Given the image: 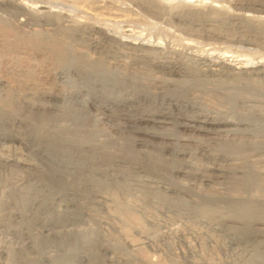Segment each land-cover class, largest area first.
I'll return each mask as SVG.
<instances>
[{"label": "bare ground", "instance_id": "obj_1", "mask_svg": "<svg viewBox=\"0 0 264 264\" xmlns=\"http://www.w3.org/2000/svg\"><path fill=\"white\" fill-rule=\"evenodd\" d=\"M226 2L241 12L222 15L218 2L208 12L171 11L152 2L141 9L175 24L185 41L202 36L209 44L264 56V0ZM0 5L17 10L12 17L22 27L35 22L31 4ZM106 33L105 41L136 53L133 64L144 72L127 78L116 69L106 71L104 61L122 63V52L61 31L33 41L16 35V59L0 63L14 67L30 51L43 58L47 53L54 61L44 77L64 78L58 91L38 89L46 105L18 102L29 117L36 116L31 121L23 123L8 101H0V180L9 168L21 172L0 182V264H264V63H167L154 58L161 46L119 42ZM73 44L93 49L101 59L86 62L69 50ZM26 65L19 66L25 71ZM79 83L87 86L84 93L97 112L122 121L120 130L133 134L120 141L130 139L136 154L87 141L88 123L76 116L82 103L73 101ZM5 84L0 80L2 89ZM18 147L24 151L11 150ZM167 162L170 170L162 167ZM239 238L252 244L240 246Z\"/></svg>", "mask_w": 264, "mask_h": 264}, {"label": "rangeland", "instance_id": "obj_2", "mask_svg": "<svg viewBox=\"0 0 264 264\" xmlns=\"http://www.w3.org/2000/svg\"><path fill=\"white\" fill-rule=\"evenodd\" d=\"M3 1L0 0V3ZM10 1H12V3L14 5L16 4L17 7H20L21 5H23L21 7H26V5L30 6V4H31L32 6H30V10H31L30 16L32 19H34L33 21H35V22H32V25L29 27H26V28L22 27L18 24V22L15 20V18L12 17V15H14V13L17 10H13V8L0 5V34H1L0 37L2 40L5 39L4 41L9 40L8 42H9V44H11V46L8 49H5V47H3V45H4L3 41L0 39V46H1V48H0V57H1L0 63L2 60L4 63V60L9 58V57L10 58L15 57V59H16L15 54L18 52V50H16V49H17V47H21V46L16 47V44H15L16 43V41H15L16 35L17 36H23V37L27 36L28 41H33L36 36H38L37 37V39H38L40 35H43L46 38H50L51 35L53 36L54 32H56V31H61L62 33L64 32L66 35L74 34L75 36L78 33L77 35H79V37H81V35H82V39L85 41L87 39H89V40L91 39L90 42H92L94 40L93 42H95V43H101V45L104 44L103 45L104 47L108 46L107 48H110L112 46L111 49L113 48V49H116V50L122 52V54L124 56L122 63L120 62L122 65L120 63L115 64L111 60H107L106 62L104 61V68H106L105 69L106 71L108 69H110V70L116 69V70L120 71L121 73H123V75L126 76L127 78H131L133 76L140 74L141 72H144L141 66L133 64L132 59H134L133 57L136 56V53H134L132 50L128 49L127 47H124V46H121V45L115 43L114 41L113 42L110 41V43L108 41H105L103 39L104 38L103 34L106 32H107L106 35L110 36V38H112L115 41L118 40L119 42H121V41L126 40L128 42L131 41L134 44L135 43L137 44L138 42L142 43V44L146 43L149 45L155 44V45L159 46V49L161 46L160 53L156 54V57L154 56V58L155 59L157 58V60H159V61H162V60L165 62L167 61V63H171L174 60L178 61V59L180 60V58L185 60V61H186V59H189L191 61V63L193 62V60H195L192 64H194L196 62V60H198L200 58H207V59H210V61H211V59H213L212 62H215L216 60L226 61V62H229L230 64H232L235 68L245 66V65L248 67H251V65L253 66L255 63H258V62L264 63V58H263L264 56H262L256 52L247 53L248 51L245 52L242 49L237 50L238 47H229V49H228L222 44L221 45L217 44V43L209 44L208 42L205 41V38L202 36H197L193 40L191 39L192 43H190L191 40L185 41L187 37L185 35L183 36L182 35L183 33L179 32V29L175 24L173 25L167 19H164V21L162 19V21H163L162 22L161 19H158V18L155 19V17H153V16L148 17L149 14L145 13L143 11V9H141L142 8L141 5H143L144 2H146V3L152 2V3H156L160 6H164L165 8L167 7L166 9L168 10V8H169V10H171V11H174V10L176 11V9L180 10L183 8L184 9H188V8L197 9V8H199L197 10H201L202 12H208L211 5L213 4L211 8H214L213 7L214 4H216V2H218L219 3L218 4L219 10L216 8H215V10H218L219 13H221L222 15H225L226 13L231 14L232 12H241V11H237L233 7H230L226 2L227 0H211L212 3H210V4H209L210 0H206L207 2L206 1L203 2V0H193V2H191V3H189V1H187V0H167L168 2L166 0H10ZM220 2H222V4ZM33 4H34V6H33ZM226 4H227V7H226ZM222 5L225 6V8ZM215 6H217V5H215ZM34 7H36V8H34ZM41 7H43V8H41ZM219 7H221V8H219ZM8 8H9V10H8ZM139 8H140V10H139ZM220 9H222V10H220ZM34 10H35V12H34ZM135 10H137V11L135 12ZM48 11L53 13V14L55 12V14H57L58 16L60 15L59 18H61V19H59L58 22L54 21L53 19H51L49 17L50 13H48ZM229 12H231V13H229ZM46 14H47V16H46ZM251 15H253V14H251ZM256 16H257V19L260 17V15H257V14H254L253 17L256 18ZM263 17H264V15H261L260 19L262 18V20L264 21ZM47 19L49 20V24L44 22ZM63 19H65V20H63ZM135 20H137L138 22ZM71 22H72V24H71ZM93 23L95 24V28H94ZM57 25H58V27H57ZM106 25H107V27H106ZM154 25H156V26H154ZM97 26H98V28H97ZM153 26H154V28H153ZM8 28H9V30H8ZM91 29H92V31H91ZM88 30L90 31V33H88ZM109 30H112V31H109ZM85 31L87 32V34H85L86 33ZM132 31H134V32H132ZM170 31H171V33H170ZM51 33H53V34H51ZM101 33H102V35H101ZM125 33L127 36L128 35L129 36L127 37L125 35ZM131 33H133V34H131ZM8 34L9 35L11 34L10 37L12 36L11 37L12 40ZM112 35H113V37H111ZM115 36H116V38H115ZM117 36H119V37H117ZM124 36H126L127 38L126 37L124 38ZM122 37H123V39H122ZM117 38H119V39H117ZM12 41H14L15 43ZM63 41H66L65 43L69 47L72 44L71 41L68 39H65V40L63 39ZM195 41H197V42L195 43ZM13 43H14V45H13ZM114 43H115V46H114ZM81 45L80 44L79 45L73 44L71 49H69V50H71L73 54H76V55L82 57L86 62H95L98 59H101V57H99L100 55H98V53H96V51L94 54L93 49H90L87 46L85 48V45H84V47H83V44H81ZM193 45H194V47H193ZM13 46H14V49L16 48L15 50H13ZM163 47L166 49H164ZM126 48L129 51L126 50ZM243 51H244V53H243ZM123 52L126 54H124ZM69 53H70V51H69ZM30 54L31 55L26 56L27 57L26 60L25 59H19V61H17V62H19V65H21V66L24 65L23 67L27 66L26 65L27 63L30 64V66H29L30 68L25 69L26 72L24 71V68H22L21 66L18 65V63H17L18 66L16 65L14 67H12V66L10 67L8 64L0 65L1 66L0 67V80H4V82L6 83L4 85L6 88L4 86H3V89H2V87H0V101H1V103L3 100L8 101L11 104L12 109L15 111L18 119L20 118L19 120L22 121L23 123L25 121H31V119L36 118V116H34V115H31L29 117L26 110L24 108L20 107V104L23 103L22 102L23 100L25 102V104L23 103V105H28V104L29 105L34 104L36 106H39V105L41 106L44 104L46 105L47 100H45L41 96L38 89L41 86L42 87L45 86L46 88L48 86L49 90L54 89L55 91H58L59 86L64 84V78L63 77L58 78L56 81H54L52 78H45L44 77L45 71L49 72L50 69L52 68L51 62L54 61V58L52 59L53 56L48 55L46 53V54H44V58H43V53L41 55V53L36 54V53L31 52V51H30ZM157 55H158V57H157ZM162 55L164 56L165 59L163 58ZM131 56H133V57H131ZM173 56H174V58H173ZM28 59H30V60H28ZM48 59H49V62H48ZM246 59H248V60H246ZM189 60H187L186 62L191 64ZM253 61H254V63H253ZM42 64H43V66H42ZM5 65H6V67H5ZM47 66H48V68H47ZM20 67L22 68V70L20 69ZM139 68H141V69H139ZM28 69H29V72L27 71ZM33 69H34V71H33ZM43 72H44V75H43ZM48 72H46V73H48ZM147 73L150 75H153V76L155 75L154 72H152V74H151V72H147ZM26 74H27V76L25 77ZM106 75H109V74L106 73ZM19 77H20V79H19ZM155 77L161 78L163 76L159 77V74L158 75L156 74ZM14 79H15V81H14ZM165 79H167V77ZM59 81L61 82V84ZM16 82L19 86L16 84ZM24 82H26L27 84H25ZM43 83L47 84V85H44ZM33 85H35V87ZM76 85H77L76 89L79 90V92H78V94L73 96V99H74L73 101H77V102L82 103L83 109L81 111L76 112V116H78L80 119L85 120L88 123L89 127L87 130H88V132H90V134H89V136H87V141L92 143V144L95 143L97 145H101L106 150H108V149L110 150V149H114V148L115 149L120 148V149H122L123 154H125V155L136 154V151L130 150L131 149V140L130 139H126L123 142L120 141V140H123L120 136H129V137L133 136V134H131V133H127L126 131L120 130V129H122L121 126L123 127V122L118 120V119L115 120V118H112L109 116H104L101 113L97 112L95 110L94 106H92L94 103L93 100L90 97H88L86 93H84L87 90V86H85L82 83H79ZM19 87L22 89H20ZM29 87H30V89H29ZM35 91L37 93L36 95H35ZM24 93H26L27 95ZM20 94H23V95L20 96ZM22 98H24V99L22 100ZM42 98H43V101H42ZM75 98H77V100ZM26 100H28V102H26ZM219 109L226 110L225 108H219ZM227 109H228V107H227ZM115 124H116L117 128H115V126H114ZM27 138L29 139V141L34 142L35 145L40 143V141L38 139H33L32 137H29V136ZM119 143L122 145L120 146ZM18 149L17 148L16 149L11 148L12 151L13 150L18 151V152L24 151V150H22L23 148L18 147ZM150 163L151 162L148 160V164H150ZM162 167H164V169L170 170V168H172V164L167 162V163H164L162 165ZM8 171L10 173H7L6 176L0 180V182H2L4 180H8V179L12 178L13 176L21 173L18 169L16 170L14 168H9ZM166 179L172 180V178H170L169 176H167ZM241 239H242V241L240 240V238L238 239L239 245L241 244L242 246H245V245L250 246L252 244L251 240H248L246 238H241ZM243 239H244V241H243ZM143 256H145V257L148 256L149 257L148 259H150V260L154 259L153 261H155V259L157 258L155 262H157L159 260V258H158L159 256L155 257V256L151 255L153 258H151L150 254L149 255L144 254Z\"/></svg>", "mask_w": 264, "mask_h": 264}]
</instances>
